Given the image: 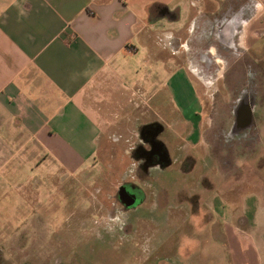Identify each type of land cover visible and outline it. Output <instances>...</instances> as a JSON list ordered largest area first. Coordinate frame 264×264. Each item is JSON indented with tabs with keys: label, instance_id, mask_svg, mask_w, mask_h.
<instances>
[{
	"label": "rangeland",
	"instance_id": "374dc122",
	"mask_svg": "<svg viewBox=\"0 0 264 264\" xmlns=\"http://www.w3.org/2000/svg\"><path fill=\"white\" fill-rule=\"evenodd\" d=\"M192 3L198 0H171L180 19L157 21L153 38L144 32L137 42L140 49L158 48L160 56L163 49L176 51L177 60L189 63V84L200 103L190 150L187 138L168 127L167 107H157L166 99L175 109L173 71L160 68L152 85L137 86L131 79L122 95L112 86L111 94L98 97L103 109L106 103L111 107L101 111V119L94 117L98 143L87 146L89 137L80 135L85 147L75 152L82 160L69 165L45 155L40 165L24 167L21 177L1 172L0 264H233L237 241L247 264H264V39L246 40L255 54L225 49L208 23L206 47L217 51L201 55L198 37L184 38L193 24ZM200 3L209 18L222 7L221 16L229 17L237 6L234 0ZM194 25L193 33H199ZM170 31H178L180 40L168 38ZM125 61L130 64V58ZM132 73L147 72L140 67ZM136 90H145L148 105ZM182 90L188 96V88ZM239 104H252L249 120L235 116ZM151 125L158 126L152 136L168 158L153 168L142 165L146 155L134 150ZM125 183L148 194L127 211L117 196ZM194 194L205 196L200 212L191 216Z\"/></svg>",
	"mask_w": 264,
	"mask_h": 264
},
{
	"label": "crops",
	"instance_id": "0c3cea01",
	"mask_svg": "<svg viewBox=\"0 0 264 264\" xmlns=\"http://www.w3.org/2000/svg\"><path fill=\"white\" fill-rule=\"evenodd\" d=\"M234 1L237 6L229 17L221 16L222 7L215 18L207 16L201 0L192 3L188 20L193 24L184 38L198 37L201 55L217 51L215 45L206 47L208 23L225 49L234 46L241 53H254L246 40L264 39V0ZM170 5L171 0H0V174L21 177L24 167L40 165L45 155L78 163L84 157L75 150L85 147V136L80 135L89 137L87 146L97 144L94 120L103 117L102 110L111 111L107 103L102 108L98 97L111 94L112 86L122 95V86L134 78L137 86L152 85L160 68L173 71L170 85L176 106L169 109L164 99L157 107H167L168 127L187 138L190 150L200 103L189 84V63L177 60L176 51L163 49L160 56L153 46L137 47L144 32L149 41L153 38L157 21L180 19L179 8ZM196 22L200 32L195 34ZM179 36L178 31L168 33L172 40ZM186 40L179 45L184 47ZM140 67L147 73L135 77L132 71ZM182 87L188 88V96ZM138 91L133 94L148 105L145 90ZM15 166L23 169L18 172ZM237 242L233 264H247L242 258L245 249Z\"/></svg>",
	"mask_w": 264,
	"mask_h": 264
},
{
	"label": "flooded vegetation",
	"instance_id": "af4514ba",
	"mask_svg": "<svg viewBox=\"0 0 264 264\" xmlns=\"http://www.w3.org/2000/svg\"><path fill=\"white\" fill-rule=\"evenodd\" d=\"M156 129L158 130L157 125H151L148 128L146 127L143 128L142 136L144 138L142 137V140H140L141 141L140 145H138L137 147H135L136 149H134L136 153H139V149H140L141 153L139 154L146 155V158L141 160V164L145 165L144 163H146L149 168L157 167V165H160V164L163 165V163H165V161L167 162L168 160L164 147L160 145L159 143H157L154 140V137L152 136ZM145 143L147 146H145ZM143 146H145V148ZM177 151H180V150L178 149ZM176 155L177 157L179 156L181 157V155H184V157H187V152L185 153L179 152L178 154L176 152ZM120 194H123L124 197H126V199L127 198L133 199L132 201L137 202L138 206L141 203H143V201H145L148 195L139 185H136L134 183L122 184L118 191L117 196H118V199L124 204V208L126 211L136 208L137 206L133 207V204L128 203V200H126L125 198H124L125 200L121 198ZM204 196L205 194H194L192 195L193 198H189L190 202L188 205V210L191 212V216H192L193 211L200 210L199 203L202 205V197ZM170 264H173V263L170 262Z\"/></svg>",
	"mask_w": 264,
	"mask_h": 264
},
{
	"label": "water",
	"instance_id": "95a60500",
	"mask_svg": "<svg viewBox=\"0 0 264 264\" xmlns=\"http://www.w3.org/2000/svg\"><path fill=\"white\" fill-rule=\"evenodd\" d=\"M251 108H252V104H248L246 106L244 105L242 106L241 104H239V106H237L235 109V116L237 118H240V120L242 119L249 120L251 118ZM120 197L123 199L124 198L126 199V197H124L123 194H120ZM126 200H128V203L130 204H133V205L137 204V202L132 201L133 199L127 198Z\"/></svg>",
	"mask_w": 264,
	"mask_h": 264
}]
</instances>
